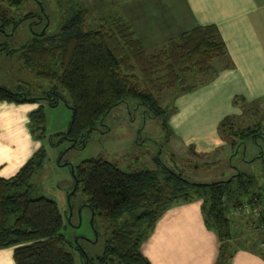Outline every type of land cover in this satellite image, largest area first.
I'll return each instance as SVG.
<instances>
[{"label":"trees","instance_id":"obj_1","mask_svg":"<svg viewBox=\"0 0 264 264\" xmlns=\"http://www.w3.org/2000/svg\"><path fill=\"white\" fill-rule=\"evenodd\" d=\"M25 1L0 0V37L12 36L22 20L32 19L27 40L17 48L0 41V51L16 54L36 77L53 83L43 98L50 107L61 99L70 108L71 119L61 138L74 145H82L96 122L127 100L158 118L167 140L172 134L167 120L174 111V98L214 75V62L229 63L224 44L211 24L181 31L159 49L147 52L128 18L126 4L118 2L119 13L97 16L88 24V11L78 0H54L60 19L47 31L49 15L41 0H33L38 12L16 13ZM40 19L43 22L35 30ZM168 88L174 92L171 105L161 106L158 95ZM37 99L0 85V101L21 103ZM240 101L242 98L239 102L233 99L234 104ZM42 121L40 106L29 112L27 123L37 137L42 135L34 133V125ZM231 121L232 116H225L216 126L219 138L229 144L228 156L255 146L246 145L247 142L257 143L258 138L264 142L258 122L233 127ZM188 148L198 155L191 146ZM44 157V150L39 148L13 175L0 177V248L12 247L14 264L74 263L69 251L72 244L61 231L64 225L56 202L36 194L32 185V177ZM248 160H258L257 173L232 167L226 178L210 182L192 181L160 157L155 158L150 169L130 171L101 158L81 161L72 169L74 189L79 187L85 196L82 205L90 212L97 236V221L102 222L104 233L99 254L87 255L78 239L74 249L86 264H150L141 253L140 244L158 217L173 204L199 199L204 225L219 242L214 264H229L233 253L241 248L264 259L263 152H254ZM234 211L245 212L249 225L239 224L243 229H234ZM253 232H257L256 237Z\"/></svg>","mask_w":264,"mask_h":264},{"label":"rangeland","instance_id":"obj_2","mask_svg":"<svg viewBox=\"0 0 264 264\" xmlns=\"http://www.w3.org/2000/svg\"><path fill=\"white\" fill-rule=\"evenodd\" d=\"M78 1L88 11V24H92L97 16L104 15L106 17L113 13H119L117 11L120 9L118 4L124 2V0ZM41 3L49 15L47 31H50L59 22V11L54 0H41ZM27 11L38 12L39 7L36 2L26 0L16 9V13L20 15ZM31 20H22L12 36H1L0 41H5L9 47H19L30 35L28 24ZM42 22L43 20L40 19V23L34 26V29H39ZM132 24L136 35L145 44L147 52H153L163 46L164 42L159 41V38L165 37L163 34L166 31L161 32L162 35H158L160 32H157L156 28L147 21H141V18ZM52 84L49 80L36 77L23 66L16 54L11 55L0 51V85L13 91L20 90L27 93L28 96L38 98L35 102L8 103L14 105L11 109L15 115L20 109L19 106H16L18 104H35V107L30 111L40 106L43 121L37 126L34 125V133L42 136L33 135L28 123L26 126L24 125V129H26L22 131L24 136L20 135L15 127L10 129L11 136L15 150L29 145L28 148L34 149L30 155L39 148L45 152L41 168L32 177V185L36 194L46 196L56 202L64 225L61 231L72 244L69 251L73 255V264H85L74 249L75 241L78 239L83 252L87 255L99 254L102 249L101 236L104 233L102 222L97 221L98 236L95 237L90 221V212L82 205L85 196L79 187L76 190L73 188L71 168L73 169L81 161L88 158H101L116 164L123 171H130L150 169L154 166L155 158L160 157L166 165L182 172L188 179L195 182H210L226 178L232 173V167L245 173H257L258 160H254L256 161L254 162L248 159L259 150L263 152L264 156V142L259 138L257 143L247 142L246 145H255L252 146L253 148L240 149L231 156H228L230 148L227 142H224L221 148L215 149L207 155H193L189 148L180 145L172 136L165 140L160 120L149 116L140 106L134 104L133 100L121 102L110 109L87 133L83 144L74 145L71 140L61 138V132L68 128L71 119L70 108L61 99L55 106L50 107L43 98L46 97V90ZM59 93L66 97L64 91L59 90ZM173 94V89L162 90L158 95L160 105L170 106ZM231 122L233 127H244L258 122L264 137V99L248 106L247 111ZM4 135L0 130V136ZM30 155L22 160L20 166ZM232 215L234 229L237 227L236 230L243 229L241 226L239 228V224L249 225V216L245 212L234 211ZM252 234L256 237L257 232ZM80 237H86L90 241Z\"/></svg>","mask_w":264,"mask_h":264},{"label":"crops","instance_id":"obj_3","mask_svg":"<svg viewBox=\"0 0 264 264\" xmlns=\"http://www.w3.org/2000/svg\"><path fill=\"white\" fill-rule=\"evenodd\" d=\"M122 4L127 5L125 11L132 23L141 18L156 28L158 35L166 31L161 42L195 25L216 27L228 65L214 62V75L176 96L167 122L172 138L191 146L198 155L221 148L224 141L216 131L218 122L225 116L238 118L248 106L264 99V0H124ZM234 98L243 102L234 104ZM13 106L0 101V130L5 134L0 136L3 178L13 175L34 150L29 145L15 150L10 129L15 127L24 136L27 114L35 104L16 105L20 108L17 115ZM218 246L215 234L204 225L200 200L194 199L168 207L140 244V251L150 264H214ZM0 264H14L12 247L0 248ZM229 264H264V259L241 248Z\"/></svg>","mask_w":264,"mask_h":264},{"label":"flooded vegetation","instance_id":"obj_4","mask_svg":"<svg viewBox=\"0 0 264 264\" xmlns=\"http://www.w3.org/2000/svg\"><path fill=\"white\" fill-rule=\"evenodd\" d=\"M93 230H94V228H92ZM94 232H95V230H94ZM97 236V234H96V232H95V237ZM81 239H83V240H86V241H90L88 238H86V237H80ZM79 248H80V244H79ZM81 250H83V249H81ZM80 250V251H81Z\"/></svg>","mask_w":264,"mask_h":264},{"label":"water","instance_id":"obj_5","mask_svg":"<svg viewBox=\"0 0 264 264\" xmlns=\"http://www.w3.org/2000/svg\"><path fill=\"white\" fill-rule=\"evenodd\" d=\"M71 173H72V168H71ZM75 180H74V183H73V188L75 187ZM84 256H85V254H84ZM85 264H86V261H85Z\"/></svg>","mask_w":264,"mask_h":264}]
</instances>
